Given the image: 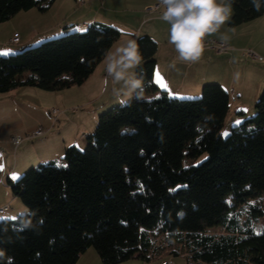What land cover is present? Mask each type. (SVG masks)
Listing matches in <instances>:
<instances>
[{"label":"trees","instance_id":"trees-1","mask_svg":"<svg viewBox=\"0 0 264 264\" xmlns=\"http://www.w3.org/2000/svg\"><path fill=\"white\" fill-rule=\"evenodd\" d=\"M54 1L0 0V23ZM232 7V27L264 14L251 0ZM73 24L63 30H77L0 54V92L81 85L123 33L115 24ZM136 40L143 96L108 107L86 147L66 146L61 163L41 161L6 179L28 212L0 219V264H76L91 246L106 264L167 255L186 264H264V227L256 231L264 217V91L255 113L239 109L243 120L223 135L229 91L208 82L201 96L170 95L155 80L157 41Z\"/></svg>","mask_w":264,"mask_h":264},{"label":"rangeland","instance_id":"rangeland-1","mask_svg":"<svg viewBox=\"0 0 264 264\" xmlns=\"http://www.w3.org/2000/svg\"><path fill=\"white\" fill-rule=\"evenodd\" d=\"M146 1L148 0H55L46 11L34 8L31 11L34 12L31 22L36 19L37 28L40 25L70 26L74 25L73 23L75 22V25L81 30L82 28L84 29V27L80 21L84 20L85 17L103 15L98 16L101 19L99 18L94 21L106 24L118 23L127 30L130 28L136 29L137 27H140L141 23H146V27L153 29L155 31L154 34L162 39L166 32L169 31L170 26L162 20H153V18H160L161 13L159 11H148L146 8L155 4L152 1L150 2L153 4L146 3ZM71 20H73V22H71ZM28 27L29 25L26 24V29H28ZM75 29L74 26H72L50 37H56ZM255 29L256 31L253 30L252 26L246 27V25L230 27L227 23L225 29L220 30V33L225 32L227 35L230 34L232 37H235L233 43L239 47L227 42L226 44L229 46V49L227 51H220L221 54H217L215 58L223 63L226 61L224 58L240 60L243 69L238 70V77L234 79L233 72H231L229 68H221V66H219V68H214L213 70L216 76H220L222 73L220 80H228L231 84L235 83L239 89L241 88L246 93L242 102L246 103L244 107H249L248 112H246V115L248 116L253 115L256 111V100H254L250 94L257 90V96H260L264 91V46L261 45L264 42V27L261 28L258 26ZM128 31L131 32V30ZM5 33L6 31L0 28V44L6 42V39L7 41L9 40V37H5ZM121 36L124 37L126 35L123 32ZM209 38L222 42L219 37ZM43 39L44 38L41 37L38 38L36 43ZM9 41L14 43L11 40ZM114 46H116V44H114ZM114 46L111 49L114 50ZM12 52L9 50H0V54L3 55ZM214 74L211 71V75L214 76ZM105 78L106 71L102 60L97 65L95 71L82 85H75L70 88L56 91L44 90L36 86H21L14 91L0 92V124L8 127L7 131H9L8 134L10 140H12V137L14 136L21 138V141H19L18 144L7 146H3L4 144L0 145V167H2V169H5L6 167L14 169L13 167H15L17 161L16 155H19V158L22 159V155L26 154H30L33 158V160H31L32 162L30 161L27 165L31 163H34L32 165H35L41 161H46L49 158H54L61 163L62 152H60L59 156L57 151H60L58 137L61 136L59 134V129L60 125H62L63 119L71 120L69 126V120L66 122L68 127H66V125V128L63 127L64 133L67 136H70L71 133L75 134V131L77 130L76 124L87 123L85 129L89 128V125H91V123H89V114H93L96 109H99L101 104L115 100L112 92L114 85L111 83L110 78H108L109 83L107 91H104L103 82ZM244 86L246 87L245 89ZM202 90L203 88L199 92L200 96L202 95ZM248 102L252 103L248 104ZM121 103H124V101H116L113 106ZM230 104L232 106V103ZM109 108L107 107L97 111L96 123L98 122L99 115L107 111ZM50 111L51 114H53V117L49 115ZM52 111H57V113H53ZM234 112L235 110L232 108L229 114H227L222 128L223 135L229 134L232 127L241 123L243 120L241 116H239L240 114H235ZM86 120L88 121L86 122ZM96 123L90 128L92 131L94 130ZM16 125H18V127H14ZM39 126H42L48 131L47 134L37 138H28L27 136ZM82 133L83 131L79 132V135L82 136ZM84 138L85 142L82 145H79L83 148L87 145L86 136H84ZM42 143H44V146L41 145ZM28 145L35 146L36 149L31 147L27 148L26 146ZM38 145L41 146L38 147ZM25 147L26 149H24ZM62 149H65V147ZM16 173L17 172H15V176H13L15 179L21 175L20 173ZM13 197L14 195L12 191L8 195H5L3 187L0 185V208L4 206L9 207L8 211L0 213V219L15 218L28 212V209L22 202L21 198L15 196V203L13 202ZM263 227L264 217L257 223L256 231H261ZM211 230L213 232L223 231L222 228L218 227ZM167 261L171 262L170 264H186V259L183 255H167L150 262H145L139 258H132L115 264H165ZM83 263L106 264L100 258L97 250L93 246L89 247L81 255V260L78 264Z\"/></svg>","mask_w":264,"mask_h":264},{"label":"crops","instance_id":"crops-1","mask_svg":"<svg viewBox=\"0 0 264 264\" xmlns=\"http://www.w3.org/2000/svg\"><path fill=\"white\" fill-rule=\"evenodd\" d=\"M150 1H152L154 4L159 3V0H148V1H146V3L147 2L152 3ZM34 8H36V7H34ZM34 8H31L29 10H23L25 12L20 11L15 16H13L11 19L0 23V28H2V30L6 31L5 37H9V40H11V38L15 34H19V37H20V40L17 43H11L9 40L7 41V39H6V42H3L0 44V50H4V51L9 50L10 51L13 49H18L20 47L26 46V45L36 41L40 37L43 38L47 35L55 34V33L61 32L63 30L64 26H62V25H51V26L50 25H47V26L40 25L37 28L36 19L33 22H31V19L33 18V15H34V12H31V11ZM157 11H159L162 14L163 8L159 6V8L156 10V12ZM98 16H103V15H93L91 17H85L84 20H82L80 22H82V25H85L91 21L99 19L100 17H98ZM153 20H161V19L160 18H153ZM71 22H73V20H71ZM26 24L29 25L28 29H26ZM112 24L119 26L126 35L124 37H122V36L119 37V39L114 43V44H116V46L118 45V43H123L124 41H126L129 38L127 33H135V36L133 37L135 39H137L140 35L148 34L157 41L158 50L156 53L157 62H156V67H155V80L157 81V83L162 88L166 89L170 95H173V96H175V95H177V96L199 95V92L201 91V89L203 88V85L205 83L219 82L229 91L230 103H232V106L230 104L229 112L231 111L232 108L235 110V112H234L235 114L237 113V111L239 109H243L245 112H248L249 107H247V106L244 107V105L246 103L242 102L246 93L241 88L239 89V87L236 86L235 83L231 84L230 82H228V80L227 81L220 80L222 73L220 76H216V74H214V72H213L214 68H219V66H221V68L226 67V68H229V70L231 72H233V79H234L237 77L236 74L238 73V70L243 69L240 60L224 58L226 61L223 59L222 60L225 61V63H226L225 64L223 62L218 61L215 58V56L217 54H221L219 51H217L213 48H206V51L204 53L203 58L198 63H194V64L185 63V62L178 60L177 53L175 52L174 46L168 43V32L169 31L166 32L164 37L161 39L156 34H154L155 31L153 29H151L150 27H146V23H144V24L141 23L140 27H137L136 29H131V28L128 29V30H131V32L128 31L127 29H124V27L119 25L118 23H112ZM225 25L220 30H222V29L224 30ZM228 25H229V23H228ZM240 25H246V27L252 26L253 30H255V31H256L255 28H257L258 26L263 28L264 27V14L255 18V19L244 22ZM240 25H238V26H240ZM223 33H225V32H223ZM219 35H220V33L213 35V36H209V37L218 38ZM228 36L230 37L228 42L232 43L236 47H239L238 45L233 43V41L235 40V37H232L230 34H228ZM236 39H238V38H236ZM261 45L264 46V42ZM249 67H250V65H249ZM211 71L214 74V76L211 75ZM87 79L85 80V82L87 81ZM19 87H21V86H19ZM19 87H17V88H19ZM17 88L13 89V91L16 90ZM245 88L246 87L244 86V89ZM257 94H258V91L256 90V91H253V93H251L250 96L252 98H254V100H257L259 97V96H257ZM114 99L115 100H112L108 103L101 104L99 109L100 110L105 109V108L110 107L111 105L115 104L116 101L117 102L121 101V99H119L116 95H114ZM16 102H18V101H16ZM240 102H242V103H240ZM251 103L248 102V104H251ZM99 109H96L93 114H89V116H88L89 117V123H91V125H89L90 126L89 128L85 129V127L87 126V123H85V124L79 123V125L76 124V126H77V128H76L77 132L75 131L76 135L74 133H71L70 136H67L64 133L63 127H65V125L67 124L66 122L68 120H69L68 121V126H69V123H71V120L70 119H63L62 125H60V129H59V134L61 135L60 137L62 139L60 137H58L59 138L58 141H59L60 151H57V152H58L59 156H60V152H62V154H63L64 149H62V148L68 146V144H71V145L76 144L79 146L85 142L84 136H86L87 133L92 131V129H90V128H92V126L96 123V120H97L96 118H97V113H98L97 111H99ZM49 115L51 117H53V114H51V111H50ZM90 115H92V116H90ZM83 121H85V120H83ZM87 121L88 120H86V122ZM68 126L66 125V127H68ZM14 127H18V125L14 126ZM7 128L8 127L4 126L3 124H0V139H1L0 145H3V144H4L3 146L13 145V144L15 145V143H13L12 140H10V138H9V134H8L9 131H7ZM81 131H83L82 136L79 135V132H81ZM30 145H32V144H30ZM30 145H28L26 147L27 148L31 147V148L36 149L35 146H30ZM41 145L44 146V143H42ZM41 145H38V147ZM26 147L24 149H26ZM52 157H55V156H52ZM16 159H17V161L15 163V167H13L14 169L6 167L5 169L1 170L2 171V177L0 178V185L3 187V191H4L5 195H8L11 192L9 186L6 184V179L8 177L15 179L13 177V176H15V172H17L16 174H18V173L21 174L29 166L34 164V163H31V164L27 165L31 160H33L32 156L30 154L22 155V159L19 158V155H16ZM49 159H54V158H49ZM12 199H13V202L16 201L15 196ZM17 205H18V202H17ZM80 260H81V256L79 257L76 264H78L80 262Z\"/></svg>","mask_w":264,"mask_h":264},{"label":"clouds","instance_id":"clouds-1","mask_svg":"<svg viewBox=\"0 0 264 264\" xmlns=\"http://www.w3.org/2000/svg\"><path fill=\"white\" fill-rule=\"evenodd\" d=\"M251 4L259 12L264 7V0H251ZM159 5L163 8L160 19L170 26L168 43L174 46L178 60L192 64L203 58L207 38L220 33L233 15L232 0H159ZM127 35L129 38L114 46V50H107L103 59L104 91H107L110 78L113 94L124 103L133 95L140 98L144 94L143 79L135 71L143 57L133 38L135 33ZM219 39L227 43L230 37L220 33ZM236 75L238 77V73Z\"/></svg>","mask_w":264,"mask_h":264},{"label":"built area","instance_id":"built-area-1","mask_svg":"<svg viewBox=\"0 0 264 264\" xmlns=\"http://www.w3.org/2000/svg\"><path fill=\"white\" fill-rule=\"evenodd\" d=\"M159 3L155 4V5H152V6H149L147 7L146 9L148 11H156L158 8H159ZM20 40V37L18 34H15L11 41H13L14 43H17L19 42ZM206 48H213L217 51H227L229 49V46L224 43V42H218V41H215L211 38H207V41H206ZM261 58V57H260ZM53 113H57V111H52ZM48 131H46L42 126H39L38 128H36L34 131H32L27 137L28 138H37V137H41V136H44ZM12 141L15 143V144H18L19 141H21V138L20 137H12ZM9 207L8 206H4V207H1L0 208V213H5L6 211H8ZM171 262H166L165 264H170Z\"/></svg>","mask_w":264,"mask_h":264},{"label":"snow or ice","instance_id":"snow-or-ice-1","mask_svg":"<svg viewBox=\"0 0 264 264\" xmlns=\"http://www.w3.org/2000/svg\"><path fill=\"white\" fill-rule=\"evenodd\" d=\"M158 75V74H157ZM0 170H2V167H0Z\"/></svg>","mask_w":264,"mask_h":264}]
</instances>
